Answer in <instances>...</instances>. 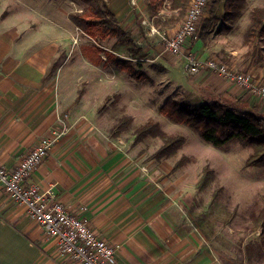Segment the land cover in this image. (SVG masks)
I'll list each match as a JSON object with an SVG mask.
<instances>
[{"label": "crops", "instance_id": "crops-1", "mask_svg": "<svg viewBox=\"0 0 264 264\" xmlns=\"http://www.w3.org/2000/svg\"><path fill=\"white\" fill-rule=\"evenodd\" d=\"M101 1L114 14L118 25V19L134 8L140 11L139 0ZM222 3L224 0L215 5L216 13ZM11 4L4 14L0 9V162L14 169L41 137L59 134L30 180L42 189L50 188L56 199L85 219L101 238L118 245L116 264H170L172 254L178 253L179 248L184 250V256H190V264H210V255L200 241L188 239L183 228L176 227L162 211V186L155 181L146 184L149 176L155 179L146 165L138 158L134 160L132 153L98 151L91 128L83 130V111L97 107L98 92L93 85L98 73L91 68L83 74L81 61L66 73L65 63L60 60L55 64L65 48V36L75 35L71 25L67 26L65 13L60 15L58 5L54 7L50 0H12ZM206 13L204 19L210 18L211 14ZM181 22L172 24L168 36ZM70 23L75 26L71 20ZM208 36L200 33L189 39L181 56L191 53L202 59L219 57L218 51L225 47L218 50L214 39ZM229 52L233 56L234 51ZM83 58L94 68L99 64L96 57ZM229 65L239 70L246 68L241 62ZM249 72L260 78L264 68ZM196 78L204 88L241 99L240 103L246 105L244 110L258 109L259 100L243 94L218 75L204 70ZM71 82L77 91L82 83L85 89L92 84L89 101L87 92L70 100L66 92ZM84 122L90 127L96 119L86 117ZM150 169L154 174L156 169ZM0 264H74L58 252L55 240L30 219L25 207L10 200L2 188Z\"/></svg>", "mask_w": 264, "mask_h": 264}, {"label": "rangeland", "instance_id": "rangeland-1", "mask_svg": "<svg viewBox=\"0 0 264 264\" xmlns=\"http://www.w3.org/2000/svg\"><path fill=\"white\" fill-rule=\"evenodd\" d=\"M11 1L0 0L2 14L12 5ZM50 2L54 7L58 5L60 15L65 13L67 26L71 25L70 29L75 33L73 37L65 36V48L55 64L60 60V63H65L63 73L73 71L74 63L80 61L85 75L91 68L97 69L98 78L93 85L98 92L95 93L96 110H85L83 112L88 116L82 114L80 117L83 130L91 128V135L95 136L94 148L103 152L107 149L123 154L132 153L134 160L138 158L144 163L155 177L152 179L149 176L146 184L155 181L162 186V211L176 227L183 228L188 239L200 241L210 255V264H245L240 260V253L242 251L243 254L246 243L257 241L264 246L260 229L252 231L255 218L264 206V165L255 164L254 150L244 142L233 139L224 146H212L194 129L171 120L159 110L169 100L173 103L180 100L190 103L208 100L230 105L239 112L251 111L264 117V100L237 86L243 94L253 96L260 103L258 109L249 107L244 110L246 105L240 103L241 99L200 86L196 73L189 74L185 69L184 57L166 55L162 43L172 26L168 20L177 17V12L169 8L170 0H164L156 14L146 8L147 0H139L140 11L134 8L118 19L119 25L130 35L128 43L123 41L122 36L93 40L70 23V14L86 8L83 0ZM236 2L235 14L233 12L227 17L225 10L221 9L222 3L217 13L214 11L217 20L205 23L204 13L211 10L208 5L199 20L197 34H209L208 37L218 45V50L220 46L225 47L222 51L217 50V56L224 64L241 62L246 65L241 71L264 68V33L256 40L258 52L255 55L248 54L251 48L245 42L251 11L263 9L264 0ZM53 17H57L56 14L53 13ZM229 51H234L233 56ZM84 55L92 59L96 57L98 66L92 67L83 58ZM259 56L263 57L262 61L258 60ZM127 62L131 65V71ZM259 62L262 66L258 65ZM231 67L237 70L235 66ZM248 73L264 85V75L256 78L252 72ZM88 85V89H85V83H82L77 91L71 82L66 94L73 100L75 96L87 92L89 101L92 84ZM86 117L96 119L94 126L89 127L84 122ZM128 118L129 122H122ZM148 123L154 124L163 136L157 135L155 128L152 133L136 141L135 132ZM177 137L181 141L177 146H168L172 149L169 155L155 158L165 143ZM153 167L156 169L154 174L150 169ZM170 264H190V256H184V250L179 248L178 253L172 254ZM255 264H264V261Z\"/></svg>", "mask_w": 264, "mask_h": 264}, {"label": "built area", "instance_id": "built-area-1", "mask_svg": "<svg viewBox=\"0 0 264 264\" xmlns=\"http://www.w3.org/2000/svg\"><path fill=\"white\" fill-rule=\"evenodd\" d=\"M208 5L209 0L189 1L182 22L163 41L164 52L183 55L186 42L197 37L199 20ZM184 58V67L189 74L207 70L264 100V85L259 84L249 71L236 70L218 57L202 59L189 53ZM58 135L41 137L14 169H8L0 162V188L10 200L25 207L30 219L55 240L58 252L74 264H116L118 245L101 238L85 219L56 199L50 188L42 189L30 180L33 170L44 161Z\"/></svg>", "mask_w": 264, "mask_h": 264}, {"label": "trees", "instance_id": "trees-1", "mask_svg": "<svg viewBox=\"0 0 264 264\" xmlns=\"http://www.w3.org/2000/svg\"><path fill=\"white\" fill-rule=\"evenodd\" d=\"M86 3V8L80 12L70 14L71 21L78 26L82 31L88 34L91 38H107L122 36L123 41L128 43L130 35L117 24L116 18L111 10L101 0H83ZM190 0H170L169 8L177 12L176 19H169L172 24H177L183 20L186 9ZM221 0H209L213 4L209 13L210 18L204 19L205 23L217 20L214 16L215 5ZM164 0H147V9L156 14ZM237 6L236 0H224L223 9L225 15L230 17L233 15L234 8ZM264 33V8H255L251 11V21L248 25L245 42L250 46L249 55L257 54V38H260ZM110 55V54H109ZM263 57L259 56L258 60L262 61ZM128 69L131 71L130 63ZM259 66L262 63L259 62ZM239 70V69H237ZM161 113H164L168 118L175 122L185 123L196 132L201 138L215 147L224 146L233 139L240 140L251 146L254 150V162L256 165H264V117L259 116L251 111L239 112L230 105L218 102L203 100L198 103H190L187 101H167L161 106ZM130 119H124L122 122L127 123ZM116 128V126L114 127ZM157 135H162L161 131L154 124L141 126L135 132V140L145 137L147 134L155 130ZM181 138L177 137L174 141L172 138L161 147L155 154V158H160L164 155H169L170 147L177 146ZM206 178V177H203ZM204 182V181H202ZM205 183V182H204ZM203 186V185H202ZM256 228L260 229L262 240L264 241V206L260 209L259 214L255 218V225L252 231ZM240 260L245 264L251 262L264 261V246L261 242L249 241L244 246V251L240 253ZM253 263V264H255Z\"/></svg>", "mask_w": 264, "mask_h": 264}]
</instances>
